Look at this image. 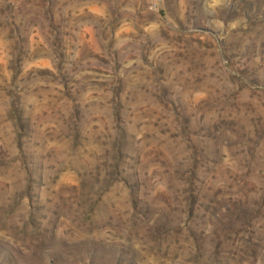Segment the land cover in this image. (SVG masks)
Here are the masks:
<instances>
[{
  "label": "rangeland",
  "instance_id": "obj_1",
  "mask_svg": "<svg viewBox=\"0 0 264 264\" xmlns=\"http://www.w3.org/2000/svg\"><path fill=\"white\" fill-rule=\"evenodd\" d=\"M0 264H264V0H0Z\"/></svg>",
  "mask_w": 264,
  "mask_h": 264
}]
</instances>
